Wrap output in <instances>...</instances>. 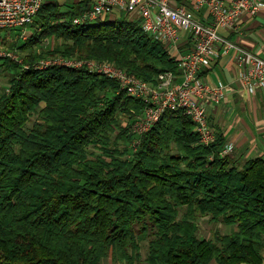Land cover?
I'll return each instance as SVG.
<instances>
[{
  "label": "trees",
  "instance_id": "obj_1",
  "mask_svg": "<svg viewBox=\"0 0 264 264\" xmlns=\"http://www.w3.org/2000/svg\"><path fill=\"white\" fill-rule=\"evenodd\" d=\"M71 1H45L14 48L21 62L0 55V70L17 72L0 94V264H264V157L240 165L222 156L223 134L201 143L183 109L138 134L145 103L117 80L86 67L36 68L63 55L148 81L179 72L140 20L78 24L91 1ZM49 38L56 43L45 48ZM200 216L237 228L200 238Z\"/></svg>",
  "mask_w": 264,
  "mask_h": 264
},
{
  "label": "built area",
  "instance_id": "obj_2",
  "mask_svg": "<svg viewBox=\"0 0 264 264\" xmlns=\"http://www.w3.org/2000/svg\"><path fill=\"white\" fill-rule=\"evenodd\" d=\"M46 0H0V29H27L33 23ZM173 0H91L89 9L74 19L75 23L103 20L119 11L130 19L140 20L142 29L165 44L179 61V72H162L155 81L145 80L111 61L54 55L39 59L36 68L52 66L86 67L115 79L121 89L132 97L143 100L145 107L136 116L132 130L143 134L150 130L167 110L183 109L195 124L200 142L209 145L216 141V129L211 125L208 105L218 101L231 85L213 84L207 75L212 62L223 52L234 48L241 73L238 80L242 89L264 90V58L236 46L221 34V29L234 30L244 14H256L264 0H188L186 5H172ZM206 8L209 21L201 20L195 11ZM28 30V29H27ZM184 33L191 45L179 50ZM26 38V36L24 37ZM0 55H5L0 52ZM7 55V54H6ZM10 55V53L8 54ZM18 60V58H14ZM21 62V60H18ZM240 89V88H239ZM233 151L225 145L220 154Z\"/></svg>",
  "mask_w": 264,
  "mask_h": 264
},
{
  "label": "crops",
  "instance_id": "obj_3",
  "mask_svg": "<svg viewBox=\"0 0 264 264\" xmlns=\"http://www.w3.org/2000/svg\"><path fill=\"white\" fill-rule=\"evenodd\" d=\"M224 1L231 3L233 0ZM172 5L193 8L188 0H173ZM195 12L201 20L209 21L205 7ZM122 15L127 14L117 11L108 18L117 19ZM220 31L236 46L264 58V5L254 15L244 14L234 30ZM190 42V35L184 33L179 50L186 51ZM241 71L236 50L231 48L223 52L220 48L219 56L206 72L213 84L222 82L231 85V89L218 101L208 105V114L211 125L225 137V144L233 145L231 154L240 165L246 159L264 157V90L242 89L238 80Z\"/></svg>",
  "mask_w": 264,
  "mask_h": 264
},
{
  "label": "rangeland",
  "instance_id": "obj_4",
  "mask_svg": "<svg viewBox=\"0 0 264 264\" xmlns=\"http://www.w3.org/2000/svg\"><path fill=\"white\" fill-rule=\"evenodd\" d=\"M58 1L65 3H72L71 0H58ZM31 34L32 31H29L27 29L8 30L7 32L5 30H0V52L5 55L6 54L8 55L10 53L9 56L12 57L13 59L18 58V60H22L24 54H22L20 50L16 51L14 48L16 47L17 44H21L24 41H26L27 37H29ZM25 36L26 38H24ZM55 43L56 40H54V38H49L47 41L43 43V46L45 48H52ZM16 74L17 72L15 68H8V69L2 68L0 70V94L7 91V87L9 86L10 79L15 77ZM38 118L39 117L37 113L33 114L31 116L30 121L28 122V127L29 128L32 127L35 121L38 120ZM119 118L122 122V125H126L127 119L125 117V114L124 113L120 114ZM114 138H115V134H113L112 136V139ZM120 146L121 147L123 146L122 142H120ZM91 150H95V149L92 147ZM96 151L99 153L98 150ZM197 222L199 226V230L197 234L200 238L213 239L214 234L217 230L223 234H227L237 228L236 225H226L223 222H212L210 220V216H200L197 218ZM146 252H147V242L144 243L143 258H145ZM103 264H114V261L110 256L104 259ZM141 264H146V263L145 261H142Z\"/></svg>",
  "mask_w": 264,
  "mask_h": 264
}]
</instances>
